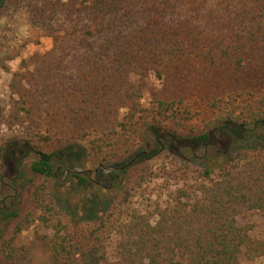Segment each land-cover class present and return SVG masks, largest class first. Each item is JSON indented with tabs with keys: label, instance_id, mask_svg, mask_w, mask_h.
Instances as JSON below:
<instances>
[{
	"label": "trees",
	"instance_id": "obj_1",
	"mask_svg": "<svg viewBox=\"0 0 264 264\" xmlns=\"http://www.w3.org/2000/svg\"><path fill=\"white\" fill-rule=\"evenodd\" d=\"M15 1L0 0V17ZM46 3L52 46L22 59L8 117L52 151L37 147L34 176L8 207L7 164L33 147L0 143V264L21 263L31 246L19 245V235L36 220L52 232L40 241L50 264H243L264 256V235L238 220L244 206L264 215V0L28 4L41 11ZM6 116L0 109V133ZM150 132L161 140L158 152L108 165L107 180L126 185L123 199L95 220L59 211L50 181L56 169L72 168L69 157L56 162L60 149L90 138L101 153ZM165 149L169 163L158 172L135 168ZM69 175L83 188L91 182ZM155 177L168 189L172 180L181 185L146 211L130 205L132 192Z\"/></svg>",
	"mask_w": 264,
	"mask_h": 264
},
{
	"label": "rangeland",
	"instance_id": "obj_2",
	"mask_svg": "<svg viewBox=\"0 0 264 264\" xmlns=\"http://www.w3.org/2000/svg\"><path fill=\"white\" fill-rule=\"evenodd\" d=\"M29 1L16 0L0 17V109L7 115V120H3L5 123L0 133V143L10 138H18L24 141L29 140L30 146L33 147L30 151H28L31 148L29 146L21 148L28 152L20 163L9 162L10 164H7V176L13 181L9 184L10 186L4 187L2 195L4 196L3 206L8 207H15L18 204L19 196L17 194L24 189L27 190L28 178L34 176L30 164L38 158V154L35 152L37 147H43L45 151H52L50 147L41 144L36 130L21 124L18 125L8 117L12 101L15 99L10 82L13 74L20 70L22 59L37 51H47L52 46V37L48 36L50 30L47 18L48 15H51L50 3H46L43 10L35 11L33 7L29 6ZM42 13H45L44 18L41 16ZM157 140L161 143L154 132H150L141 143L131 139L101 153H96L93 150L90 138L79 139L76 143L67 144V147L60 149L57 152L56 162L61 163L64 157H69L72 161V168L67 171L68 173L59 168L56 169L57 179L50 181L49 192L54 197L59 211L67 219L71 217L97 219L110 205L126 196V185L119 188L116 179L107 180L105 177L111 169L108 165L119 162L121 158L131 155L133 152L135 154L140 152V157L143 156V153L148 155L158 152L163 146L156 144ZM222 144L219 141V147H223ZM240 146L233 144L231 149ZM105 155L111 157V160L105 161ZM169 155L170 152L165 149L149 161L139 163L135 168H152L158 172L162 165H168ZM2 169L0 168V173ZM73 171L90 177L91 182L87 188L80 186L69 175ZM179 185L181 183L172 180L169 189H175ZM169 189L165 188V180L162 178L155 177L148 182L146 180L143 187L132 192L129 198L130 205L138 210L146 211L153 202L166 199ZM238 220L240 224L250 226L253 235L259 237L264 235V215L261 212L250 210L244 206L238 214ZM46 235L51 236L52 232L45 229L38 220L19 235V245L31 246L30 251L20 264H50L48 252L40 242ZM243 264H264V256L255 260L243 259Z\"/></svg>",
	"mask_w": 264,
	"mask_h": 264
}]
</instances>
